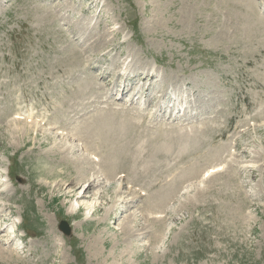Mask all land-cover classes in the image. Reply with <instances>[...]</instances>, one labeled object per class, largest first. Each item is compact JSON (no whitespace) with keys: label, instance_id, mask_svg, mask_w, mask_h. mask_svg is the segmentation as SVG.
Wrapping results in <instances>:
<instances>
[{"label":"rangeland","instance_id":"1","mask_svg":"<svg viewBox=\"0 0 264 264\" xmlns=\"http://www.w3.org/2000/svg\"><path fill=\"white\" fill-rule=\"evenodd\" d=\"M236 1L0 0V214L9 225L3 226L0 217L4 251H0V264H105L104 256L92 254L95 249L106 259L111 254L116 264H264V166L259 162L264 153V113L237 140L231 171L204 182L207 194L201 193L198 173L222 151L221 131L209 120L202 132L196 131V138L185 134L181 139L161 140L157 136L162 131H153L157 136L150 139V146L156 153L147 169L150 176L134 177L149 191L148 196L137 199L136 207L117 208L109 217V198L98 195L102 184L84 193L86 186L79 180L70 188L72 192L64 189L66 180L78 177L79 167L59 152L61 146H51L59 137L33 123L8 120L19 111L43 116L63 128L67 124L63 111L83 99L89 90L87 78L100 79L105 89L109 71L125 72L130 84L136 85L138 78L141 85L140 72L149 67L152 79V67H156L166 87L177 86L179 76L189 87L207 90L199 97L204 99L202 108L226 130L234 125L240 129L256 113L254 109L264 110V79L252 77L249 71L264 60L259 56L264 52V25L236 7ZM253 3L264 7V0ZM254 22L256 29L250 34L249 25ZM121 76H116V82ZM17 91L23 99L5 105L4 97H17ZM148 97L144 108L130 107L127 118L104 113L107 125L120 121L116 117L128 122L132 131L131 119L139 117L141 127L149 124L152 114L147 109L154 100L152 94H145ZM187 99L190 109L191 95ZM99 115L91 122L83 120V126L99 132ZM158 139L171 147L155 145ZM109 141L104 147L109 145L115 152L116 145ZM178 147L180 160L184 153L182 168L175 165ZM120 153H115L117 163L124 166L127 161L121 160ZM240 161L256 166L252 177L249 169L238 167ZM151 163L158 172H152ZM115 185L121 196H130L113 183L108 185L113 186L110 197ZM78 192L79 196L84 193V201L96 202L98 209L73 210V194ZM149 213L160 218H148ZM104 219L106 225H100ZM126 223L134 226L130 240L122 228ZM14 224L24 243L9 239ZM64 224L68 232L58 230ZM12 243L22 250H13Z\"/></svg>","mask_w":264,"mask_h":264},{"label":"bare ground","instance_id":"2","mask_svg":"<svg viewBox=\"0 0 264 264\" xmlns=\"http://www.w3.org/2000/svg\"><path fill=\"white\" fill-rule=\"evenodd\" d=\"M248 1V4L250 5L251 4V1L252 0H247ZM227 3V2H226ZM233 4V3H232ZM245 9H246V12H252L253 10H254V8L253 7H251V6H245ZM248 17H249V15H248ZM257 19H258V21L259 22H264V19H260V18H258V16H257ZM255 24H257V23H255ZM232 25V24H231ZM263 25V24H262ZM261 26V25H260ZM84 30V29H83ZM262 30V29H261ZM258 31H260V30H258ZM257 33H260V32H257ZM149 79V78H148ZM85 85H86V83H85ZM125 91V94H128L129 93V91L128 90H124ZM101 109H96L95 111H92V112H90V113H94V112H97V111H100ZM89 113V114H90ZM98 114H100L99 115V117L97 118V120H96V122L99 120L100 121V126H101V129L99 130V133H101V134H105V133H107L109 130H111L113 127H110V126H112L113 125V122H112V124H109L110 126H108L107 125V123H108V120L103 116L104 115V113L103 112H99ZM116 114V113H115ZM86 115L87 114H85L83 117L85 118L86 117ZM112 115V114H111ZM127 118V117H126ZM130 119V118H129ZM118 120V119H117ZM124 122H125V120H124ZM124 122L123 121H118L116 124L114 123V125H117V126H119V127H121V126H124ZM94 123H95V121H94ZM111 123V122H110ZM128 123V122H127ZM113 125V126H114ZM128 125H130V124H128ZM35 126H36V124H35ZM88 126H90V125H88ZM95 126H96V124H95ZM91 127V126H90ZM98 127V126H97ZM125 127V126H124ZM99 128V127H98ZM15 129V128H14ZM16 130V129H15ZM44 130V129H43ZM174 131V130H173ZM177 134V133H176ZM185 137H186V135H185ZM191 138V137H190ZM156 139V138H155ZM154 139V140H155ZM194 139V138H193ZM107 142V141H106ZM111 141H109V143H110ZM108 143V142H107ZM151 143V142H150ZM111 144V143H110ZM113 144V143H112ZM212 144V143H211ZM168 145V144H167ZM166 145V146H167ZM105 146H107V145H105ZM109 146V145H108ZM108 146H107V148H108ZM110 146H113V145H110ZM159 147V146H158ZM194 147V146H193ZM154 148H156L155 146H154ZM188 148V147H187ZM111 149V148H110ZM163 149V148H162ZM155 150V149H154ZM180 150V149H179ZM182 150V149H181ZM166 151V150H165ZM183 151V150H182ZM181 151V152H182ZM62 152H63V154H64V156H71L72 155V153L70 154V149H66V148H64L63 150H62ZM113 152V151H112ZM206 152V151H205ZM212 152V151H211ZM180 153V152H179ZM188 153V152H187ZM190 153V152H189ZM173 154V153H172ZM182 154V153H181ZM193 154V153H192ZM213 154V153H212ZM195 156V155H194ZM105 158H103L102 159V161L104 160ZM76 161L78 162V161H80L81 162V164H83L82 163V159H76ZM165 162H166V160H165ZM173 164V163H172ZM76 165V164H75ZM73 166V165H72ZM109 166H111V165H109ZM158 166V165H157ZM161 166V165H160ZM75 167H77V166H75ZM234 167V166H233ZM109 168V167H108ZM78 169V168H77ZM81 169V174L76 178H74V179H72L71 181H69V180H66V182H68L67 183V185H66V187L64 188V189H67L68 190V192H72V189H70L72 186H75L76 184H79L80 182H79V180H82V181H84V185L83 186H86L85 187V189H84V193H85V191L86 190H89V189H91L93 186H95V185H101L102 184V189H103V187L105 188V189H101L100 191H99V197L102 195L103 197L105 196L106 198H109V201H110V205H108V207L109 208H106V213H107V216L109 217V216H111L112 215V213H114L113 211L114 210H116L117 208H120V209H123V208H125V206L127 205V203L125 202L127 199H129L130 198V200L132 201L134 198H135V194H133L131 191H129V197H128V195L126 196H121L120 195V193H121V190L119 189V187L117 188L116 187V185H115V188H117V189H115V192H114V196H112V197H110V190L111 189H113L112 187L113 186H108V184L107 185H104L102 182H99L98 180H96L95 178V176H93V177H90L89 179V181H87L86 179H85V177H87L86 175H85V173H86V166L85 167H82V168H80ZM76 170V169H75ZM158 170V169H157ZM78 172V171H77ZM161 173V172H160ZM232 173V172H231ZM78 174V173H77ZM153 176V175H152ZM163 176V175H162ZM8 177V176H7ZM184 177V176H183ZM190 177V176H189ZM63 179H65V178H63ZM184 179V178H183ZM1 181H2V179H0ZM86 180V181H85ZM210 180H212V179H210ZM209 180V181H210ZM166 181V180H165ZM64 182V181H63ZM79 182V183H78ZM140 182V181H139ZM211 182V181H210ZM83 183V182H82ZM86 184V185H85ZM82 186V185H81ZM80 186V187H81ZM119 186H121V185H119ZM210 186V185H209ZM214 186V185H213ZM52 187V186H51ZM122 187V186H121ZM211 187V186H210ZM209 187V188H210ZM177 188V187H176ZM179 188H181V187H179ZM70 189V190H69ZM78 189V188H77ZM122 189V188H121ZM211 190V189H210ZM219 190V189H218ZM79 191H80V189H79ZM97 191V190H96ZM167 191V190H166ZM176 191V190H175ZM204 191V190H203ZM153 192V191H152ZM81 193V192H80ZM83 193V194H84ZM98 192H96V194H97ZM166 193V192H165ZM79 194V192L78 193H75V194H73L74 196H75V201L74 202H72V204H71V208L73 209V210H75L76 212L77 211H79V209H80V206H82V207H84V206H86V208H88V210L89 211H91L93 208H94V211L95 210H97L98 209V207H97V205H95L96 204V202H95V204L93 205L92 203H88L87 201H84L83 199L85 198H83V194L82 195H78ZM205 194H207V192H205ZM219 194V193H218ZM217 194V195H218ZM71 195V194H70ZM72 195V196H73ZM164 195V194H163ZM82 196V197H81ZM85 196V195H84ZM209 196V195H208ZM79 197H81L80 199H79ZM112 199V200H111ZM206 199V198H205ZM163 201V200H162ZM98 202V201H97ZM125 203H126V205H125ZM169 203V202H168ZM152 204V203H151ZM166 204V203H165ZM149 205V204H148ZM157 205V204H156ZM132 206H134V205H132ZM144 206H146V205H144ZM101 208V207H100ZM160 208V207H159ZM132 210V209H131ZM69 211H71L70 209H69ZM93 211V212H94ZM99 211V210H98ZM135 211V210H134ZM151 211V210H150ZM136 213V212H135ZM133 215V214H132ZM131 215V216H132ZM147 216V215H146ZM0 217H2V215L0 214ZM3 218V222H6L7 221V218H4V217H2ZM1 218V219H2ZM131 218V217H130ZM107 219V218H106ZM2 222V223H3ZM104 224V226L106 225V220L104 219V220H102L101 221V224L100 225H103ZM4 225V224H3ZM5 226V225H4ZM133 225L132 224H125V226L124 227H122L123 228V230H124V232H125V234H126V239L127 240H130V239H132L133 237H134V235H135V233H132L131 231L133 230ZM161 232V231H160ZM15 233H17V228H16V225L14 224V226H12L11 228H10V231H9V234H15ZM164 233V232H163ZM163 233H162V235H163ZM160 234V233H159ZM16 236H18V238H19V240L20 241H22L21 240V235L20 234H18V235H16ZM20 236V237H19ZM164 236V235H163ZM162 237V236H161ZM10 238H11V235H10ZM9 238V239H10ZM97 238V237H96ZM162 240V239H161ZM12 241V240H11ZM13 242H14V240H13ZM23 243H24V241H22ZM94 242H96V241H94ZM128 242V241H127ZM95 244V243H94ZM25 245V244H24ZM26 246V245H25ZM92 246V245H91ZM103 246V245H102ZM12 247H13V250H18V251H21L22 249H18L19 247H20V245H15V244H13L12 243ZM95 247V246H94ZM2 249L0 248V251H1ZM24 250V249H23ZM3 251V250H2ZM4 252V251H3ZM2 252H0V254H1ZM92 254H94L95 255V258H103L102 256H104V258L101 260L102 262H104L105 261V264H116L113 260H112V256H111V254L107 257V259H106V255H103V253L99 250V249H95V251L92 253ZM102 255V256H101Z\"/></svg>","mask_w":264,"mask_h":264}]
</instances>
